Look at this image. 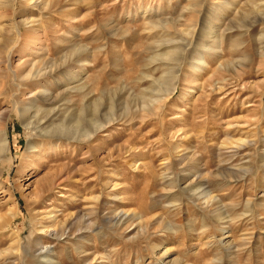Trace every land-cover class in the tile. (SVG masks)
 Wrapping results in <instances>:
<instances>
[{
  "label": "rangeland",
  "instance_id": "1",
  "mask_svg": "<svg viewBox=\"0 0 264 264\" xmlns=\"http://www.w3.org/2000/svg\"><path fill=\"white\" fill-rule=\"evenodd\" d=\"M1 132L0 264H264V0H0Z\"/></svg>",
  "mask_w": 264,
  "mask_h": 264
},
{
  "label": "bare ground",
  "instance_id": "2",
  "mask_svg": "<svg viewBox=\"0 0 264 264\" xmlns=\"http://www.w3.org/2000/svg\"><path fill=\"white\" fill-rule=\"evenodd\" d=\"M197 55V54H196ZM204 64V61L202 60L201 57H194L193 58V61L190 63V65H192L191 67L193 69H198L199 66L201 64ZM174 81V80H173ZM174 89V87L172 88V90ZM25 109H23V112H24ZM23 112L21 115H23ZM26 125V123H25ZM27 126V125H26ZM40 127V126H39ZM56 128L58 129H63V130H66V127L64 126H57ZM99 128H102V125H98L96 126L93 131H92V135L93 133H95ZM34 129V128H33ZM41 130H43L41 128ZM40 130V131H41ZM44 131L46 132H49V130L45 129L44 128ZM67 131V130H66ZM73 132H76L75 134H77L79 131L77 129H72ZM30 137H31V140L28 141V144H27V150H32V156H35V158H42L44 154V152L41 150V149H37L36 150V147H38L37 145H34V139L35 137H38L40 136V134L37 133V130H30ZM42 132V131H41ZM40 133V132H39ZM48 135V134H47ZM43 136V135H42ZM52 136V135H51ZM81 136H84L86 138L90 137L89 134L87 133H82ZM70 137V136H69ZM70 138H77V137H70ZM244 140V139H243ZM246 141V140H245ZM39 144V143H38ZM238 144V143H237ZM245 144V143H244ZM243 144V145H244ZM247 145V143H246ZM222 147V146H221ZM8 148H9V145H8V140L6 138V135L5 133L1 132L0 134V158L6 154V152L8 151ZM239 148V147H238ZM237 148V149H238ZM40 161V160H39ZM37 161V162H39ZM34 162V161H33ZM33 164V163H32ZM45 164L44 161H40L38 163V166L41 167ZM51 173H47V176L45 177V183L46 184H49V185H53L55 183V180H56V172H54L52 175H50ZM177 185H171V188H174L176 187ZM0 191L1 192H5L7 191V189L0 184ZM43 191V189H42ZM2 194V193H1ZM38 196V199L37 201L39 200V202H43L44 203V200H45V196L41 194H37ZM191 198L197 202V205L201 206L202 208L204 209H211V208H215L217 207V209L219 208L218 207V203H219V198L212 194L209 190L205 189V188H201V189H197L195 190L193 193H192V196ZM175 205V204H174ZM216 209V208H215ZM122 211V210H121ZM214 211V210H213ZM212 211V212H213ZM216 211V210H215ZM46 212V211H45ZM43 212L41 213L42 215V218H48L50 221H54V214L51 215V213H53V211L51 210H48L46 213ZM71 215V214H70ZM132 215V216H131ZM134 214H132L131 212H125V211H122L120 213L114 215L115 220L113 222V225L116 226V227H121L123 226L124 224H126L127 222H129L132 217H133ZM90 214L86 215V214H83L82 217H81V222L82 223H85L87 221V218H89ZM73 219L72 216H70V218L68 219H65L63 222H60L59 224L57 225H43V227H41L40 229V233L41 234H44L45 236L49 238H52L54 241H57L59 242L60 239L63 237L64 234H66V230L69 229L67 227V225H69V222H71V220ZM111 222V221H110ZM42 226V225H41ZM133 230H136L137 232L138 231H142V232H145V227L143 228V226L141 225V221L137 220V221H130L126 226H125V229L124 231L125 232H131ZM41 239V238H40ZM220 241V240H219ZM222 242V241H221ZM220 242V243H221ZM50 244V243H44L42 240H38L35 242V246L37 247L36 248V251L38 252L37 254L35 255H32L29 253V248L25 249L24 250V254L26 257H32L35 261H37L39 264H59L57 263L55 260H53V253H52V249H50V247H47V245ZM225 244V243H224ZM167 254V251L163 252L160 254V258H163L165 257ZM159 257V256H158ZM96 258V255L94 256L93 260ZM159 260V259H158ZM22 263V262H21ZM149 264V263H148Z\"/></svg>",
  "mask_w": 264,
  "mask_h": 264
}]
</instances>
